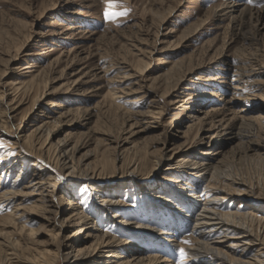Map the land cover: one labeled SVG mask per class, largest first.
Masks as SVG:
<instances>
[{
	"label": "rangeland",
	"instance_id": "rangeland-1",
	"mask_svg": "<svg viewBox=\"0 0 264 264\" xmlns=\"http://www.w3.org/2000/svg\"><path fill=\"white\" fill-rule=\"evenodd\" d=\"M231 1L115 0L112 10L127 15L109 21L108 0H0V114L15 116L11 126H0V139L16 140L20 124L29 134L38 125L29 123L33 115L51 119L52 146H66L80 169L103 173L95 181L72 178L51 154L43 167L61 181L43 194L56 207L46 203L45 215L36 207L39 191L26 196L31 220L19 254L32 258L62 244L65 254L66 244L84 234V215L96 231L82 246L105 232L129 241L131 251L122 250L132 259L191 264L185 249L196 242L192 216L201 206L172 193L161 202L166 189L158 184L173 189L163 148L195 140L204 141L198 158L216 149L210 156L222 174L244 181L223 209L243 205L262 218L254 230L264 229V17H257L264 0H241L242 14L225 9ZM16 158L0 164V187L17 177L27 186L42 173ZM178 175L184 195L206 197L208 177ZM100 197L121 206L100 207Z\"/></svg>",
	"mask_w": 264,
	"mask_h": 264
},
{
	"label": "bare ground",
	"instance_id": "bare-ground-1",
	"mask_svg": "<svg viewBox=\"0 0 264 264\" xmlns=\"http://www.w3.org/2000/svg\"><path fill=\"white\" fill-rule=\"evenodd\" d=\"M243 3L241 0H237L236 2L232 0L229 4L226 3L225 9L231 13L242 14L247 10V8L242 7ZM257 17H264L263 9L257 13ZM165 78H168V76ZM0 102V104H3V101ZM2 110L3 113L0 114V126L7 128L12 125L11 120L15 119V116L6 109ZM15 111L17 110H11V112ZM33 121L37 122L38 125H34L29 134H27L28 129L26 126L24 127L20 124L17 127L16 140L9 142L0 139V143H5L1 151L2 154H0V164H6L11 155H18L14 163L21 161L32 162V166L42 171V173H37L28 181L30 185L23 186L22 183L17 184L16 182L19 179L17 177L15 183L11 186H5L7 188L0 187V248L2 249L0 264H62V256L65 258V264H169L167 261H161L155 255L147 258L148 261L145 258L139 257H133L132 259L130 256L124 254L126 251H131V248L127 247L128 244L125 243L126 240H117L116 237L114 238L105 232H100V235L95 236L96 238L93 243L82 246L84 239H88L90 237L89 234L92 235V231L96 230L93 225L88 226V222H86L88 217L84 215L79 217V213L74 215L81 219V231L84 234L66 244L69 250L65 254H63L65 244L60 245L57 251L52 253L46 250L47 248L43 249L39 256L36 255L37 258L35 255L29 258L24 256L23 253H18L19 249L24 246L22 245V241L24 240L25 233H27V222L31 220L29 206L26 205V196L36 195L35 192L39 191L37 192L39 194V198L37 199L39 203L36 207L40 211L43 209V214L45 215L51 212L47 210L46 203H52L53 205L50 206L56 207L54 203L56 201L49 200L48 196L43 194L44 186L46 185L53 190H57L60 186V177L58 175L53 176V174L47 172L46 167H43L44 163L46 166H50V162H52L51 154L54 153L55 164L60 170L67 171V176L95 181L99 178L101 179L103 175L102 171L100 173H96L95 171L91 173L89 169H80V166L74 162L73 154L65 149L66 146L62 147L60 143L52 146L55 134L48 130L51 119H37L33 115L29 118V123ZM203 143V140H195L172 151L169 150L170 152H166L165 148H163V154L161 155L164 159L169 160L166 170L168 171L167 175L170 176L173 182V189L171 190L165 187L167 186L166 182L158 184L161 189H166H163L164 195L161 194V197H163L161 198V202L164 203L165 200L170 198L166 193H172L175 196H179L178 194H180L186 202L201 206L199 211L192 216V228L193 232L197 235V239L194 244L185 249L188 257L187 261H190L191 264H264V229L254 230L255 222L257 220L261 222L262 218H257V215L253 212L244 211L243 205L229 206L227 210L223 209L224 202L229 197L238 198L240 196L239 186L243 185L244 181L242 182L228 174H222L221 165L216 163L215 157L210 156L218 154L216 149V151H212L213 149L209 151L207 154L209 157L198 158V155H200L198 146ZM76 147L77 145L73 146L72 150L76 149ZM21 152L26 154V156L24 157ZM178 153H181L179 158ZM18 159L21 160L18 161ZM24 169L27 171L29 167L25 166ZM135 171L131 170L130 173H134ZM180 173L208 177V185L203 192L206 194V197L203 199L198 198L194 193H185L184 195L182 183L177 177ZM4 175L5 172L1 174L2 179ZM172 176H176V178ZM2 179L1 181H3ZM213 181L217 183L215 184ZM31 187L32 190H30ZM61 197L64 198V196ZM97 203L100 204V207L108 210L121 206L119 201L104 199L103 197H100ZM6 207L10 209V212L4 215L2 211ZM184 217H187V215H184ZM46 219H49V217ZM70 222L72 221L70 220ZM27 249L30 248L27 246ZM35 252H39V250H35Z\"/></svg>",
	"mask_w": 264,
	"mask_h": 264
},
{
	"label": "snow or ice",
	"instance_id": "snow-or-ice-1",
	"mask_svg": "<svg viewBox=\"0 0 264 264\" xmlns=\"http://www.w3.org/2000/svg\"><path fill=\"white\" fill-rule=\"evenodd\" d=\"M252 0H249V3H251ZM115 7V0H108V4H107V7L105 9V18L109 21H114L116 20L118 17H121V16H125L127 15V9H125L124 11H113L112 9ZM183 243L185 244H189L190 241H183ZM180 252L181 254L183 255L184 254V250L183 249H180Z\"/></svg>",
	"mask_w": 264,
	"mask_h": 264
}]
</instances>
